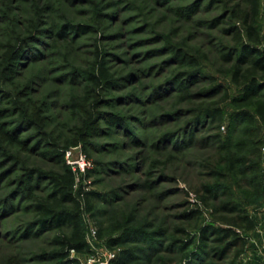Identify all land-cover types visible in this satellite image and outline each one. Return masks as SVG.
<instances>
[{
    "label": "rangeland",
    "instance_id": "1",
    "mask_svg": "<svg viewBox=\"0 0 264 264\" xmlns=\"http://www.w3.org/2000/svg\"><path fill=\"white\" fill-rule=\"evenodd\" d=\"M250 7L0 0V264L60 262L61 238L74 226L44 224L38 205L60 198L55 178H71L70 149L92 162L74 172L89 251H72V259L232 264L234 250L219 263L213 248L202 251L200 236L207 224H222L216 207L230 194L264 218V143L253 142L264 138V75L256 89L233 79L236 27L244 28ZM259 8L264 44V0ZM216 107L220 121L203 116ZM257 147L254 163L248 157ZM246 234L235 264H264L253 230Z\"/></svg>",
    "mask_w": 264,
    "mask_h": 264
},
{
    "label": "trees",
    "instance_id": "2",
    "mask_svg": "<svg viewBox=\"0 0 264 264\" xmlns=\"http://www.w3.org/2000/svg\"><path fill=\"white\" fill-rule=\"evenodd\" d=\"M251 7L244 17V28L236 27L237 32L235 35L236 41L239 43L238 49L235 51L240 52L238 62L234 67L233 79L235 82L248 86L250 89L258 88L261 77L264 75V46L262 43L261 32L256 25V18L259 15L260 0H248ZM75 28H78L77 26ZM225 58L232 60L234 55L227 53ZM101 78H109L110 74L107 70L102 71ZM92 78L100 84V78L93 75ZM205 118H210L212 122L220 121L223 117V110L221 107L214 109L208 108L203 113ZM200 119V118H199ZM111 122L118 123V120H110ZM261 129L260 127H257ZM192 133V141L195 138V133ZM173 140V138H172ZM255 144L260 145L264 143V138L259 137L253 141ZM262 147H257L255 150V157H248L252 162L258 163L261 161ZM233 154L230 153V157ZM229 168L235 167V160L231 158ZM71 178L68 180L65 177L55 178L56 190L60 198L56 202L46 201L38 205V210L42 216L44 224H51L52 227L62 228L66 224H72L74 231L70 234H64L61 238L62 250L58 252L60 262L57 264H83L78 258H71V252L86 253L89 251V243L81 226V213L82 203L81 199L74 194L75 174L72 169L69 170ZM210 197H214L215 190L208 185L204 187ZM231 198L222 201L217 207L216 212H221L217 219L222 222L221 225L207 224L201 233V248L204 252V247H211L215 252L217 262L223 261L234 250V259L232 264L241 257L245 252L249 236L246 232L254 230L257 220L247 211L241 204L233 201ZM90 198L86 197L85 203L89 205ZM66 204H70V207ZM87 205V206H88ZM202 216L201 211L198 212V218ZM184 232V230H182ZM213 242V246L209 242ZM235 248V249H234ZM206 253V252H205ZM116 264H127L125 259H120Z\"/></svg>",
    "mask_w": 264,
    "mask_h": 264
},
{
    "label": "built area",
    "instance_id": "3",
    "mask_svg": "<svg viewBox=\"0 0 264 264\" xmlns=\"http://www.w3.org/2000/svg\"><path fill=\"white\" fill-rule=\"evenodd\" d=\"M72 156H73L72 149L67 150L68 163L73 167L74 172L76 174H80L83 172L85 173L88 169L92 167V162L88 160L85 155L81 154L77 158H72ZM114 256L115 254L112 255V257ZM106 264H108V262Z\"/></svg>",
    "mask_w": 264,
    "mask_h": 264
},
{
    "label": "crops",
    "instance_id": "4",
    "mask_svg": "<svg viewBox=\"0 0 264 264\" xmlns=\"http://www.w3.org/2000/svg\"><path fill=\"white\" fill-rule=\"evenodd\" d=\"M261 36L263 39L262 33ZM253 238H254V242H256L258 246V248L256 249V254H258V256L262 258L264 255V218L257 221L256 227L253 230Z\"/></svg>",
    "mask_w": 264,
    "mask_h": 264
}]
</instances>
